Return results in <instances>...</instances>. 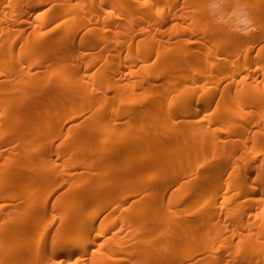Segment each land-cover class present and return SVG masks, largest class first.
<instances>
[{
	"label": "bare ground",
	"instance_id": "6f19581e",
	"mask_svg": "<svg viewBox=\"0 0 264 264\" xmlns=\"http://www.w3.org/2000/svg\"><path fill=\"white\" fill-rule=\"evenodd\" d=\"M0 264H264V0H0Z\"/></svg>",
	"mask_w": 264,
	"mask_h": 264
},
{
	"label": "rangeland",
	"instance_id": "374dc122",
	"mask_svg": "<svg viewBox=\"0 0 264 264\" xmlns=\"http://www.w3.org/2000/svg\"><path fill=\"white\" fill-rule=\"evenodd\" d=\"M126 206H127V205H126ZM126 206H125V207H126Z\"/></svg>",
	"mask_w": 264,
	"mask_h": 264
}]
</instances>
